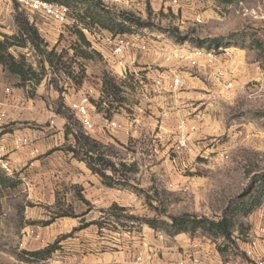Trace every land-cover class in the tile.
<instances>
[{
	"label": "rangeland",
	"instance_id": "374dc122",
	"mask_svg": "<svg viewBox=\"0 0 264 264\" xmlns=\"http://www.w3.org/2000/svg\"><path fill=\"white\" fill-rule=\"evenodd\" d=\"M151 2L153 5L148 3L144 14L130 12L149 27L133 26L127 36L145 39L151 47L169 51L213 49L214 63L209 65L202 58L198 67L192 68L186 62L166 63L161 57L135 52L130 62L131 73L123 80L120 69L101 55L93 61L75 56L79 45L75 32L78 28L83 32L87 29L76 23L78 13L74 8L71 19L75 23L60 26L22 8L15 0H0L1 37L18 34L19 16L56 34L62 32L55 44H49L39 31L48 50L56 47L59 54L64 52V61L75 74L80 67L85 70L83 92L103 91L104 77H115L123 83L122 96L116 102L108 98L109 102L102 107L111 109L112 118L126 114L124 126L134 119L140 122L129 129L125 144L114 139L107 127L103 128L106 137L113 138L112 143L104 145L114 146V162L123 160L138 165L139 171L129 175L132 188H108L99 176L90 188H83L65 178L57 183L55 201L49 199L48 192L32 193L22 182L15 189H0V264H148L139 258L149 257L151 264H170L156 249H170L175 237L168 234L167 227L154 230L141 220H168L167 216L184 214L219 220L259 189V179L264 176V24L237 15L236 0H211L210 4L208 0H195L192 7L178 13L163 12L159 1ZM196 16L201 17L202 24L194 22ZM87 32V38L94 42L92 36L103 39L109 31L94 28ZM94 43L96 48L101 45ZM11 52L17 58L24 55L34 68L44 59L30 46ZM238 59L241 63L236 71ZM45 66L43 81L49 79L60 97L55 100L50 97L48 101L44 97L43 101L56 111L63 97V112L79 121L70 109V101L66 104L64 98L75 97L82 88L76 87L63 71H51L47 63ZM173 73L185 79L182 91L150 94L153 77L161 76L169 83ZM7 78L11 81L14 78L16 86L19 84L10 74ZM38 87L25 89L30 98H37ZM183 119L197 128L190 136L196 149L194 155H178L175 150L178 125ZM8 177L19 180L14 174ZM137 188L146 193L139 194ZM147 194L152 197L155 209L148 204ZM112 199L118 203H112ZM114 204L127 208L125 215L140 220H118L103 213ZM56 214L60 217L56 218ZM53 219L56 224H44ZM94 221L102 222L103 228L92 224ZM261 225H264V201L251 215L239 213L233 218L232 244L212 238L204 230L180 235L203 243L209 240L207 244L215 245L223 263L239 264L245 259L246 246L254 240V231ZM54 244L57 250L48 260L23 258V252L45 250Z\"/></svg>",
	"mask_w": 264,
	"mask_h": 264
},
{
	"label": "trees",
	"instance_id": "16d2710c",
	"mask_svg": "<svg viewBox=\"0 0 264 264\" xmlns=\"http://www.w3.org/2000/svg\"><path fill=\"white\" fill-rule=\"evenodd\" d=\"M48 3H55L59 5L68 6L70 9L77 10V21L89 31L94 28L107 30L109 32L125 35L131 33V28L136 26L138 28L149 27L148 23H144L137 19L130 13L119 12L108 8L101 0H42ZM18 34L14 36L2 35L0 40V67L3 71L9 73L11 76L19 80L17 87L28 88L35 90L43 81L42 73L46 72L45 63L50 67L51 71H63L65 75L70 78L76 87H82L85 80V70L80 67L78 74L67 65L64 61V52L58 53L56 47L48 50L49 46L41 37L38 28L35 24L30 23L27 18L19 16L17 19ZM79 45L76 46L75 56L81 57L85 61H93L95 57H101L96 51L92 50L91 43L88 41L82 28L76 30ZM30 46L37 54L42 55L44 59L39 62L37 68L30 65L24 55L17 58L11 50L14 48H27ZM59 67V68H56ZM56 70V71H57ZM123 83L118 82L115 77L105 76L103 79V96L95 103L98 113L102 114L105 119L111 120V109L103 108V104H107L108 98H112V102L120 100L123 93ZM57 89V86H55ZM62 92V91H61ZM106 101V102H105ZM109 102V101H108ZM65 104L63 97L59 102V109H56V114L66 120L65 136L68 139L73 137L74 143L66 146L63 150L72 154L73 158L85 163L88 169L101 178L103 184L108 188L129 189L132 188L130 184V174H135L139 171L136 163L129 164L125 161H120L118 164L114 162V146H106L99 141L86 134L82 124L79 121H74L63 112ZM110 173V174H109ZM259 189L249 196L245 201L238 203L234 208L230 209L219 220H212L196 215L184 214L181 216H167L168 220H161L160 218L141 220L152 229H159L167 227L168 234L171 237H176L182 233L190 234L198 230H204L209 233L212 238H222L226 243H233V218L241 213L249 216L254 213L264 201V176L259 179ZM21 184V180L16 178H9L0 171V189H15ZM138 193H146L141 188L136 189ZM148 204L155 209L148 194L146 195ZM82 201L88 203L82 198ZM59 205V203H58ZM57 205V206H58ZM59 207V206H58ZM129 210L114 204L105 214L110 217H116L120 220L122 218L128 221L140 220L135 216H127L126 212ZM166 214V213H164ZM164 214H160L164 215ZM229 214V215H228ZM68 215V214H67ZM65 215V216H67ZM228 215V216H227ZM60 217L56 214V218ZM106 220V218H104ZM54 221L44 223L50 225ZM92 224L99 225L103 228V223L94 221ZM220 251H223L218 248ZM57 250L56 244L49 246L45 250L35 252H23V258H29L33 261L48 260Z\"/></svg>",
	"mask_w": 264,
	"mask_h": 264
},
{
	"label": "crops",
	"instance_id": "0c3cea01",
	"mask_svg": "<svg viewBox=\"0 0 264 264\" xmlns=\"http://www.w3.org/2000/svg\"><path fill=\"white\" fill-rule=\"evenodd\" d=\"M46 25V24H45ZM39 31L45 34L44 38L50 44L56 43V39L62 32L57 34L54 30L39 26ZM2 39L0 35V40ZM144 59H142L143 61ZM236 71L240 68L241 59L236 60ZM145 64L146 62H142ZM149 75V74H148ZM9 74L0 67V144H5L8 148L9 159L13 169L14 176L17 175L22 185H25L34 194H42L48 192L49 199L55 201L54 191L57 183L61 179L71 180L72 184L86 188L98 181L97 175H94L86 166L73 158V155L64 151L66 146L72 145L74 139L70 136L66 139L65 125L66 120L56 114L51 105H47L44 100H53L59 98V93L55 91L49 83V79H45L38 87L37 98H30L24 88L16 86V81L7 78ZM81 87L77 95L65 96L64 100L67 104L76 102L85 94ZM10 90V93L7 92ZM72 90L75 91L74 88ZM72 101V102H71ZM176 102V101H175ZM70 104V105H71ZM138 110V109H137ZM90 114L95 129L91 135L92 138L103 144L113 142V138L106 137L103 128L107 127V120L104 116L97 112L95 108H90ZM126 114H116L112 120L118 124H125ZM54 121L55 124L51 125ZM111 135L122 144L128 140L129 134L127 130H112ZM25 139L29 141L27 146L16 148L15 141ZM92 204V200H89ZM112 203H118L117 200H111ZM56 220L52 225L56 224ZM256 229L254 232L257 234ZM172 246L170 249H160L156 251L162 253L170 263H176L182 259L189 257H197L201 264H223L215 245L203 243L197 239L183 237L179 235L171 239ZM258 248L263 251V245L257 243ZM158 247V246H157Z\"/></svg>",
	"mask_w": 264,
	"mask_h": 264
},
{
	"label": "built area",
	"instance_id": "2783aa9c",
	"mask_svg": "<svg viewBox=\"0 0 264 264\" xmlns=\"http://www.w3.org/2000/svg\"><path fill=\"white\" fill-rule=\"evenodd\" d=\"M22 8L28 10L31 13L39 14L42 18L51 20L60 26H67L75 23L71 19V9L65 5H59L55 3H48L42 0H15ZM105 6L114 10L122 11L126 13L132 12L137 15V12L145 13V10L149 5L152 4V0H101ZM159 1L160 9L163 12H183L187 8L192 7L195 4V0H157ZM211 0H208V3ZM238 1L237 15L264 24V0H249L248 4L243 0ZM151 2V3H150ZM210 4V3H209ZM194 22L197 24H202L203 20L200 16H196ZM84 33H88L84 30ZM87 37V36H86ZM88 41L91 43L92 50L100 54L105 60L113 62V64L118 67L121 71L120 78L125 80L130 75V62L132 56L135 52L138 54H148L153 57H161L166 63H172L175 60L180 62H186L192 66V68L198 67V62L200 59H206L209 65L213 64L216 56L213 49L205 50L203 48H194L188 51H180L179 49H174L172 51L166 48H156L151 47L150 43L145 41V39H134L132 37L120 34H115L112 32H107L104 34L103 39L100 36H92L94 42H99L100 47L96 48L94 42L89 38ZM185 79L183 76L177 73H173L172 78L169 83H166L165 79L161 76H155L152 78V82L149 86L150 94L154 96L161 95L163 93L176 94L185 87ZM10 93V90H7ZM103 96V91L89 90L86 94L82 95L79 100L73 102L70 105V109L75 113L79 121L81 122L83 129L86 134H90L94 131L95 126L91 118L90 108H95V103L98 102ZM107 120V119H106ZM2 122V117H0V123ZM140 122L137 119L129 121L126 125L118 124L113 120H107V130H127L133 129ZM55 122L52 121L51 125ZM197 131L196 126H190L188 121L183 119L178 125V141L176 145V153L194 155L196 152L195 147L191 144L190 136L191 133ZM29 144L28 140L18 139L15 141L16 148L27 146ZM223 160L225 155H220ZM0 171L5 175H13V169L9 159L8 148L5 144H0ZM253 237V236H252ZM251 237V238H252ZM254 240L250 242L246 249L244 250L245 259L239 264H264V225L258 227L257 234H254ZM263 245V251H261L257 243ZM140 261L144 263L151 264V258H139ZM170 264H201L197 257H189L188 259H182L176 263ZM231 264V263H223Z\"/></svg>",
	"mask_w": 264,
	"mask_h": 264
}]
</instances>
